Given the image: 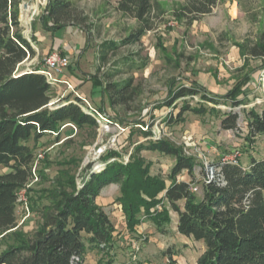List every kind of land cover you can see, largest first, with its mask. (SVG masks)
Segmentation results:
<instances>
[{
	"label": "rangeland",
	"instance_id": "1",
	"mask_svg": "<svg viewBox=\"0 0 264 264\" xmlns=\"http://www.w3.org/2000/svg\"><path fill=\"white\" fill-rule=\"evenodd\" d=\"M69 1L74 17L65 27L73 26L74 33L70 27L50 30L51 25L45 19L48 0L45 4L22 0L19 28L29 39L35 55L25 60L21 68H42L48 54L59 52L47 48L54 32L66 39L79 51L68 54L70 64L61 74L62 80L70 81L73 90L64 83L53 85L50 102L56 105L64 97L73 98L77 93L79 98H86L92 107L100 109L107 125L98 126L94 133L88 129H62L59 142H55V136L29 141L35 151L33 178L18 192V230L28 237L36 232L45 209L42 206L53 202L57 176L75 174L81 187L89 173L104 168L102 156L106 152H117L119 160L126 163L135 147L148 144V139H167L193 158L194 181L204 177L206 165L216 164L232 150L240 151L238 162L244 167L251 158L264 157V135L246 140L245 121L248 110L260 111L264 107V57L250 53L264 29V0H218L206 14L183 12L188 0H151L150 12L142 22L118 11V0ZM24 10H29L28 22ZM140 29L144 30L143 35L137 41H129L128 37ZM42 35L45 41L37 40ZM130 78L135 86L134 97L125 105L111 106L104 86ZM192 85L206 89L204 92L216 98L230 93L242 103L214 104L202 100L200 94L173 100V93L179 87ZM186 104L189 108L203 105L206 111L183 110ZM229 111L238 115L235 129L220 127L222 113ZM147 130H151L152 136H145ZM138 154L150 164L152 175H159L169 184L167 177L175 163L174 157L145 148ZM7 170L0 166V174ZM177 179L189 182L193 176L183 170ZM29 188L30 203L35 195L41 200L42 208L37 212L30 209L26 194ZM118 192L119 184L112 183L103 187L96 198L109 211L117 236L120 235L114 254L110 252L113 264H163L167 249L174 252L178 264H196L203 243L178 233L175 211L168 208L171 221L163 230L142 218L137 228L139 233L131 234L119 205L113 203ZM196 193L200 194L199 186ZM123 235L138 241L134 263L130 262V241ZM8 241L9 238L0 234V251Z\"/></svg>",
	"mask_w": 264,
	"mask_h": 264
},
{
	"label": "trees",
	"instance_id": "2",
	"mask_svg": "<svg viewBox=\"0 0 264 264\" xmlns=\"http://www.w3.org/2000/svg\"><path fill=\"white\" fill-rule=\"evenodd\" d=\"M217 1L188 0L183 12L206 14ZM21 2L0 0V166L8 169L0 174V234L9 238L0 251V264H84V255L90 251L101 254L97 264H113L110 252L117 242L116 227L109 211L96 202L101 189L112 183L119 184L113 203L119 205L129 233H135L142 218L163 230L171 221L170 208L177 214L178 233L203 243L196 264H264V157L251 158L247 167L239 162L218 161L213 164L211 180L194 181L193 158L164 138L148 139V144L137 145L126 163L119 160L117 152H106L102 156L104 168L89 173L81 187L75 174H60L56 177L53 202L42 206L45 209L36 232L28 237L18 230V192L33 178L35 151L29 141L55 136V142H59L62 129H88L94 133L98 127L95 118L82 109L79 96H67L58 104L49 105L52 86L39 72L41 68H21L25 60L35 55L30 41L20 32ZM72 9L69 0H48L45 19L50 30L66 26L74 17ZM116 9L142 22L150 12L151 0H118ZM143 32L140 29L132 33L129 41H137ZM250 51L255 57H264V29ZM134 88L131 78L104 86L111 106L125 105L134 97ZM204 91L195 85L182 86L172 97L176 100L200 94L202 100L214 104L242 103L230 93L216 98ZM187 105L182 109L206 111L203 105ZM245 121L246 140L264 135V107L260 111L248 110ZM237 123L236 113H222L220 127L235 129ZM144 134L152 136L151 130ZM144 148L174 157L167 177L169 184L150 173V164L138 154ZM183 170L193 179L178 180ZM196 184L199 195L192 189ZM31 191H26L28 203ZM33 199L30 209L37 212L41 200L36 195ZM164 253L167 258L163 264H178L174 252L167 249Z\"/></svg>",
	"mask_w": 264,
	"mask_h": 264
},
{
	"label": "built area",
	"instance_id": "3",
	"mask_svg": "<svg viewBox=\"0 0 264 264\" xmlns=\"http://www.w3.org/2000/svg\"><path fill=\"white\" fill-rule=\"evenodd\" d=\"M38 2L40 4H45L47 0H38ZM20 6H22V4H20ZM69 64H70V59L68 55L54 51L48 54L44 58V65L41 68V70H39V72L45 76L46 80L51 84V86L56 85L57 83H64L67 85L68 88L73 90L71 84L67 80L61 79V74L63 73L64 69H66L69 66ZM76 95L78 96L77 93ZM80 99L82 102L80 104L82 109L95 118L100 128H105L107 125L106 116L102 112L92 107L89 104V102L86 100V98L80 97ZM52 104H53L52 102H49V105ZM239 156H240V151L238 149H235L232 150L228 155L221 156L219 162L222 164L223 163L238 164ZM206 167H207L206 173L202 178L204 182H208L209 180H211L214 177V171H215V167L213 164L206 165ZM192 189L194 191H197L198 186L193 185ZM129 241H130L129 242L130 262L134 263L136 260L135 254L139 249V247L137 246L138 241L135 239H130Z\"/></svg>",
	"mask_w": 264,
	"mask_h": 264
},
{
	"label": "crops",
	"instance_id": "4",
	"mask_svg": "<svg viewBox=\"0 0 264 264\" xmlns=\"http://www.w3.org/2000/svg\"><path fill=\"white\" fill-rule=\"evenodd\" d=\"M29 12V10H24V15L26 16V20L25 22H28V17H27V13ZM23 13V12H22ZM65 27V26H64ZM70 27V31L72 33H74L75 31H73V26H69ZM69 27H65L67 29H69ZM60 29V28H59ZM25 32V30H24ZM35 35V34H34ZM29 40V39H28ZM37 40H41V41H45V37L42 35L40 36L39 38H37ZM45 45V44H44ZM48 49H51V50H59V52H61L62 54H70L71 52L75 51L76 53L79 52L78 51V48H75L74 46H71L70 44H68V42H66V39H63L62 37H59V36H56L55 32H54V39L52 41V43L50 44V46L48 47ZM75 48V50H74ZM62 77V76H61ZM68 82H70L69 80H67ZM187 182V181H186ZM113 214V212L111 213ZM123 218V216H122ZM176 226H177V216H176ZM116 227V226H115ZM138 228V225L135 227V232L136 233H139V230L137 229ZM115 234H118V230L115 231ZM120 235H118L117 237H119ZM130 236L128 235H123V238L126 239V238H129ZM131 239V238H130ZM117 243L115 244V248L117 246ZM115 248L111 251L112 254H114L115 252ZM114 251V252H113ZM88 256V261L86 263V257ZM115 256V255H114ZM100 259V254H96L95 251H91V252H88L87 255L84 257V264H97L98 260Z\"/></svg>",
	"mask_w": 264,
	"mask_h": 264
},
{
	"label": "bare ground",
	"instance_id": "5",
	"mask_svg": "<svg viewBox=\"0 0 264 264\" xmlns=\"http://www.w3.org/2000/svg\"><path fill=\"white\" fill-rule=\"evenodd\" d=\"M35 10V9H34ZM36 12V11H35Z\"/></svg>",
	"mask_w": 264,
	"mask_h": 264
}]
</instances>
